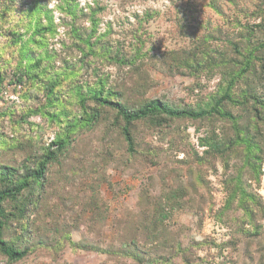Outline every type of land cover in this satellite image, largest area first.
<instances>
[{
	"label": "rangeland",
	"instance_id": "374dc122",
	"mask_svg": "<svg viewBox=\"0 0 264 264\" xmlns=\"http://www.w3.org/2000/svg\"><path fill=\"white\" fill-rule=\"evenodd\" d=\"M0 79V169L68 143L0 264H264V0H0ZM233 79L234 121H140L134 153L92 100L207 109Z\"/></svg>",
	"mask_w": 264,
	"mask_h": 264
},
{
	"label": "trees",
	"instance_id": "16d2710c",
	"mask_svg": "<svg viewBox=\"0 0 264 264\" xmlns=\"http://www.w3.org/2000/svg\"><path fill=\"white\" fill-rule=\"evenodd\" d=\"M2 82L3 80L0 79V86ZM234 82L235 79L230 82L224 95L218 101H215L214 105L200 110L174 108L166 102L159 100L150 101L136 110H130L121 102L105 97L103 91L94 94L92 100L97 102L101 107L112 109L117 113V117L124 122L123 135L128 144V150L130 153H134L135 146L131 134V127L140 121H150L157 126H163L165 123L167 124L174 120L188 119L197 121L214 116L234 121L233 115L223 111L221 108L224 102H237L233 101L230 95ZM260 105L263 106L261 103ZM85 116V123L92 124L94 122L95 116H87L86 113ZM67 145L66 138L53 142L47 147L45 154L36 163V167L33 170H26L22 175L12 167L5 166L0 169V252L11 262L22 261L28 255V251L20 250L9 245L3 238L4 228L6 226L5 220L8 217L5 211V204L7 202L14 203L18 201L24 192L42 186L48 167L57 161L66 151ZM214 148L220 151V145Z\"/></svg>",
	"mask_w": 264,
	"mask_h": 264
}]
</instances>
